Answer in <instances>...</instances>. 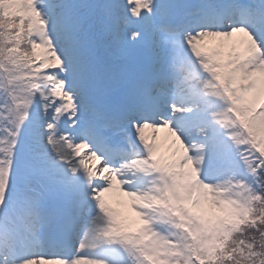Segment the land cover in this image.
Masks as SVG:
<instances>
[{
  "label": "snow or ice",
  "instance_id": "obj_1",
  "mask_svg": "<svg viewBox=\"0 0 264 264\" xmlns=\"http://www.w3.org/2000/svg\"><path fill=\"white\" fill-rule=\"evenodd\" d=\"M0 264H264V0H0Z\"/></svg>",
  "mask_w": 264,
  "mask_h": 264
}]
</instances>
